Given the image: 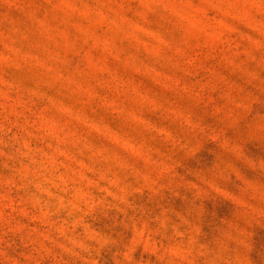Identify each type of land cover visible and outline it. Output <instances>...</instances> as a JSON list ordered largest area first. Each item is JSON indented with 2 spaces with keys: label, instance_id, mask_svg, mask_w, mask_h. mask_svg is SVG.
<instances>
[{
  "label": "rangeland",
  "instance_id": "obj_1",
  "mask_svg": "<svg viewBox=\"0 0 264 264\" xmlns=\"http://www.w3.org/2000/svg\"><path fill=\"white\" fill-rule=\"evenodd\" d=\"M0 264H264V0H0Z\"/></svg>",
  "mask_w": 264,
  "mask_h": 264
}]
</instances>
